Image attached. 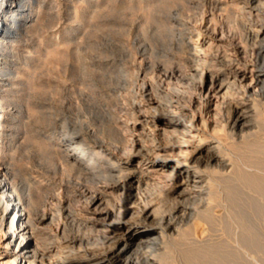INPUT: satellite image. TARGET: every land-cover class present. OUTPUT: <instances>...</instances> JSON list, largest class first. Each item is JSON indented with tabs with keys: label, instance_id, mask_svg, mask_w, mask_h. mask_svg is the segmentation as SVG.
I'll return each instance as SVG.
<instances>
[{
	"label": "bare ground",
	"instance_id": "bare-ground-1",
	"mask_svg": "<svg viewBox=\"0 0 264 264\" xmlns=\"http://www.w3.org/2000/svg\"><path fill=\"white\" fill-rule=\"evenodd\" d=\"M35 1L38 5V0H0V141L14 114L5 93L20 73L8 65L19 55L13 47L22 44V32L35 22ZM197 3L210 6V15L222 10L219 2ZM232 5L238 7L246 38L253 42L254 57L247 59V52L233 44L222 54L190 49L189 69L177 74L199 90L200 107L206 114L214 112L215 123L224 124L231 141L198 127L201 109H194L193 102L183 104L180 92L165 84L174 74L153 78L150 64L130 62L126 49L122 58L97 71L102 79L112 80L111 87H98V97H93L97 129L82 135L78 127L83 123L58 120L46 141L77 171L76 189L56 180L58 166L46 177L28 173L16 183V171L0 159V250L5 247L0 260L168 264L161 261L168 239L184 238L197 247L225 242L226 202L238 205L239 193L246 194L238 179L250 176L264 187V145L258 136L264 106V0H232ZM172 20L182 44L200 39L201 32L179 18ZM215 31L203 36V47L227 40ZM163 135H168L167 142ZM2 149L0 145V154ZM36 186L38 194L48 199L32 214ZM164 202L171 204L169 211L161 210ZM63 213L85 234L67 235L59 224Z\"/></svg>",
	"mask_w": 264,
	"mask_h": 264
},
{
	"label": "rangeland",
	"instance_id": "rangeland-1",
	"mask_svg": "<svg viewBox=\"0 0 264 264\" xmlns=\"http://www.w3.org/2000/svg\"><path fill=\"white\" fill-rule=\"evenodd\" d=\"M38 1V5L35 1L32 13L35 22L29 27L30 29L27 28L22 32V44L13 47L14 52L19 54L18 59L11 58L8 65L13 71L18 70V73L20 71L17 77L20 76L13 80L10 92L5 93V98H8L9 104L11 103L14 114L11 120H7L8 124L3 131L5 138L0 141L3 148L0 159L14 172L16 171L17 175L14 178L16 183H19L22 175L28 173L46 177L47 171H54L58 166L59 174L56 180H63L64 185L71 189L78 187L75 184L78 180L77 171L65 163L57 149L51 147V142L46 141H50V131L58 120L71 124L83 123L81 128L78 127L82 135L97 129L99 118L96 108L91 107L96 106L93 97L97 98L98 95L95 91L98 87L112 86V80L102 79L97 71L104 65L110 64L112 59L122 58L126 49L131 54L130 62L150 64L148 73L153 78L163 80L166 75L174 74L165 84L172 90L176 89L175 91L180 92L183 104L191 105L193 102L194 109H201L196 122L198 127L231 141L224 124L215 123L214 112L206 114L200 107L202 105L197 101L200 96L199 90L191 84L187 86L177 74L185 73L187 68L189 69L191 63H188L187 59L190 56V49L201 51V54L213 55L218 54L219 51H221L219 54H222L233 44L247 52V59L254 57L253 42L246 38L242 17L238 7L232 5V0H206L219 2L222 6V10L212 12L213 15H210L212 11L210 6L199 5L198 0ZM38 7L42 8L38 9ZM174 18L181 19L201 32L200 39L195 37L193 39L195 42L188 46L182 44L173 29L176 27L172 20ZM214 31L216 35L224 36L228 41H223L215 47L211 46L213 48L203 47V36L210 37ZM142 53L145 54L144 57ZM196 104L199 105L197 108ZM260 108L262 116L259 119L258 136L264 145V106ZM159 128L171 130L164 125H160ZM164 136L168 138L166 137L168 135H163V138ZM165 140L164 142L168 141ZM238 182L242 192L244 190L252 198L239 193L241 201L238 205L230 201L226 202L225 211L228 214L224 226L226 236L224 244L213 243L211 246L197 247L186 243L187 240L184 238L180 240L184 239L185 242L179 240L180 243L178 240L168 239L165 252L161 253L163 263L264 264V187L250 176L241 177ZM33 190L36 192L33 191L32 195L34 200H32L34 205L31 209L32 214L48 199L46 195L38 194L37 186ZM232 195L233 193L228 194L233 198ZM167 203L161 205V210L169 211L171 204ZM66 216L65 213L61 214L59 221L61 228L66 229V234L84 235L85 229L79 231ZM187 247L191 249L188 250ZM4 249L3 246L0 252H4ZM4 262L9 263L11 260L8 257L0 260L1 264H5Z\"/></svg>",
	"mask_w": 264,
	"mask_h": 264
}]
</instances>
